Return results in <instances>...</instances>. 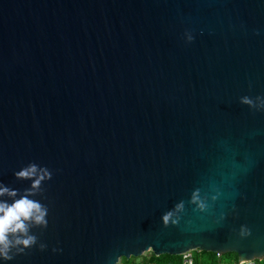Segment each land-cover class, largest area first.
Returning a JSON list of instances; mask_svg holds the SVG:
<instances>
[{
  "label": "water",
  "instance_id": "obj_1",
  "mask_svg": "<svg viewBox=\"0 0 264 264\" xmlns=\"http://www.w3.org/2000/svg\"><path fill=\"white\" fill-rule=\"evenodd\" d=\"M0 185V264L264 257V0H0Z\"/></svg>",
  "mask_w": 264,
  "mask_h": 264
},
{
  "label": "clouds",
  "instance_id": "obj_2",
  "mask_svg": "<svg viewBox=\"0 0 264 264\" xmlns=\"http://www.w3.org/2000/svg\"><path fill=\"white\" fill-rule=\"evenodd\" d=\"M35 168L31 167L18 172V178H28L33 176ZM39 184V180L36 181ZM11 197L16 196L15 191H9L8 188L0 185V197L4 195ZM45 212L41 209V205L29 200L27 196H22L18 200H13L11 204L0 200V260H9L10 247L15 245L29 246L34 242V237L27 236L26 221L34 220L36 223H43ZM171 212L162 217L166 224ZM17 233L23 234L25 238H21ZM10 237H14L10 238ZM227 264H264V257H259L251 261H240L238 253L229 254ZM116 264H140V260L134 256L121 255L117 258Z\"/></svg>",
  "mask_w": 264,
  "mask_h": 264
},
{
  "label": "trees",
  "instance_id": "obj_3",
  "mask_svg": "<svg viewBox=\"0 0 264 264\" xmlns=\"http://www.w3.org/2000/svg\"><path fill=\"white\" fill-rule=\"evenodd\" d=\"M151 255L156 261L155 264H184L183 256H156L153 252ZM228 259H230L229 254L219 256L216 253L200 252L199 250L192 254V264H227Z\"/></svg>",
  "mask_w": 264,
  "mask_h": 264
},
{
  "label": "rangeland",
  "instance_id": "obj_4",
  "mask_svg": "<svg viewBox=\"0 0 264 264\" xmlns=\"http://www.w3.org/2000/svg\"><path fill=\"white\" fill-rule=\"evenodd\" d=\"M194 252H195V251H191V252H189V256H188V258H190V257H191L190 254L192 255ZM151 254H152V251H147V252H145L142 256L137 257V258H139V260H140V264H155L156 261L153 260ZM183 258L185 259L184 256H183Z\"/></svg>",
  "mask_w": 264,
  "mask_h": 264
},
{
  "label": "built area",
  "instance_id": "obj_5",
  "mask_svg": "<svg viewBox=\"0 0 264 264\" xmlns=\"http://www.w3.org/2000/svg\"><path fill=\"white\" fill-rule=\"evenodd\" d=\"M185 257L184 259V264H192L193 263V260H192V255L190 254V258H188L189 256V253H186L183 255Z\"/></svg>",
  "mask_w": 264,
  "mask_h": 264
}]
</instances>
